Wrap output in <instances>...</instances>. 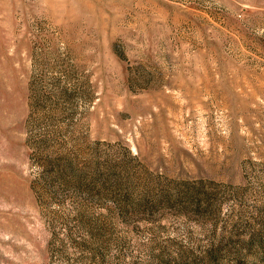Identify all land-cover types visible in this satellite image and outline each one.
<instances>
[{"label":"rangeland","instance_id":"1","mask_svg":"<svg viewBox=\"0 0 264 264\" xmlns=\"http://www.w3.org/2000/svg\"><path fill=\"white\" fill-rule=\"evenodd\" d=\"M0 264H264V0H0Z\"/></svg>","mask_w":264,"mask_h":264}]
</instances>
